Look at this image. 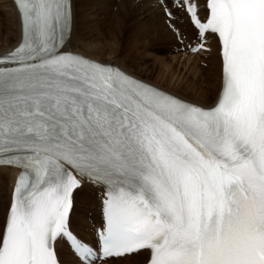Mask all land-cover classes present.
I'll return each mask as SVG.
<instances>
[{
	"label": "snow or ice",
	"instance_id": "snow-or-ice-1",
	"mask_svg": "<svg viewBox=\"0 0 264 264\" xmlns=\"http://www.w3.org/2000/svg\"><path fill=\"white\" fill-rule=\"evenodd\" d=\"M0 54V264H264V0H158L195 54L216 44L220 88L201 105L75 50L77 0H13ZM169 3L171 7H169ZM95 192V244L73 229Z\"/></svg>",
	"mask_w": 264,
	"mask_h": 264
},
{
	"label": "bare ground",
	"instance_id": "bare-ground-1",
	"mask_svg": "<svg viewBox=\"0 0 264 264\" xmlns=\"http://www.w3.org/2000/svg\"><path fill=\"white\" fill-rule=\"evenodd\" d=\"M113 2L115 3V1H113ZM113 2L111 0H77V11L79 14V26L77 27V31H76V34H75V37L73 40V42L75 44V50L81 51L87 55L101 59L105 62L113 61V62L119 63L120 65L127 68L129 71L140 76V74H142V72L146 71L145 68L149 69V67H151V65L149 66V63L137 59V62L135 63V65H133V66L131 65V67H130V65L127 62L128 60H126V58H123V59L120 58V55L124 51H127L129 49L128 47H127V50H126V48H124L123 41H125L128 37L130 38V36L132 35V32H134V34L138 35L139 43H140V41H142V39H145V38L148 39V42L147 41L144 42V45H146V46L147 45L149 46V44L152 43L153 41L154 42L152 44H158V45L160 44L161 45L164 43L166 38H168V40H170V41H173L177 38L171 30L162 31L163 27L161 25H157L161 21L159 23H153L152 24L148 20H145L143 16H141L144 13H147L148 15L151 16L156 11H158L159 8L161 9V6L158 3V0H129L130 6L133 8L131 14H129L130 16L127 15L126 11H125V13L121 12V11H120L121 13H118V12H116L114 14H112V12L110 13L109 9L112 8L111 4ZM125 4H126V0H120L118 3V6L123 5L122 7H124V9H126L127 6H125ZM96 5H98V7H100V13L105 14L104 17L98 16L99 14L97 15L99 18L96 16V12H95V10L97 8ZM162 14H164V13H162ZM11 20H12V23L15 24L14 27H12V25H11L12 23H10ZM127 20L132 21L131 25H127ZM164 24H165V22H164ZM179 26L181 27V31L183 33L186 32V33H189L190 35L192 34L191 30L188 29L187 26H185L183 24H181ZM99 33H100V39L101 38H109V39H113L116 41L115 46L111 45V47H109V52H107L106 51L107 49H105L100 44L93 45V42H92L93 41V39H92L93 35L99 34ZM5 34H6V36L4 38ZM20 36H21L20 20H19L18 14L16 12L13 0H2V1H0V40H2V42L0 44V53L12 49L17 44V42L19 41ZM87 39H89L90 41H86ZM168 40H166V41H168ZM135 42H137V40ZM103 43H104V41H103ZM106 44H108V42ZM111 44H113V43H111ZM136 45H134V47ZM127 46H128V44H127ZM211 47L213 49V51H212L213 59L212 60L215 63L214 71L216 69L215 77L213 78V83L211 84V86L209 88H207V90L200 91L196 95L197 96L196 99H193V101H197V102L204 103L207 105H210L215 101V99L218 95L219 88H220V70H219L218 58L216 56V47L217 46H216L214 41L211 42ZM135 53H136V51H135ZM191 53L187 57V58H189L188 63L189 64L191 63L190 65H193L194 68H196L199 65V62L195 61L196 57H198L197 56L198 54H191ZM106 55H108V57ZM112 55H114V56H112ZM126 56L133 57L134 59H136L134 57L135 55L133 52H129ZM133 58H132V60H133ZM133 62L134 61H132V63ZM146 80H148V79H146ZM183 85H185V84H183ZM183 85H179V86L182 87ZM190 89L193 91H197V88L193 87V86ZM0 176H1L0 180L2 178H5V179L9 178L10 180H12V174L11 173H4ZM1 182L2 181H0V186L2 185V183H4V182H2V183ZM92 195L93 194H91V190H90L86 194H82L79 199H83L84 202L83 201L82 202L88 204V202H92L94 200ZM95 205H96V203H95ZM78 209L79 208H76V211L74 213L73 223H74V220L77 221V217L79 215L78 211H77ZM80 211L82 212V210H80ZM81 216H83V215H81ZM95 217H97V216H95ZM84 218H86V217H84ZM83 223H81V225ZM74 225H75V223H74ZM84 225H85V223H84ZM84 227H86V225ZM83 229H85V228H83ZM88 237H91V235H89ZM59 250H60L61 258L64 261V264H72L71 263V261L73 259L72 254H71L70 250L65 246L64 243L59 244ZM146 255L148 256V252H143L142 254H140L138 256L129 257L128 259H125V260H120V261L116 262V264H134L136 262H139V260H142L143 258H145Z\"/></svg>",
	"mask_w": 264,
	"mask_h": 264
},
{
	"label": "rangeland",
	"instance_id": "rangeland-1",
	"mask_svg": "<svg viewBox=\"0 0 264 264\" xmlns=\"http://www.w3.org/2000/svg\"><path fill=\"white\" fill-rule=\"evenodd\" d=\"M111 1L112 2L115 1V3L113 2L114 4L113 3L111 4L112 8L109 9L110 13L111 12H112V14H114L116 12H118V13L124 12L125 13V11H126L127 15L131 14L133 8L130 6L129 0H126V4H125V6H127L126 9H124V7H122L123 5L118 6V3L120 0H111ZM96 6H97V8L95 10L96 16L99 14L98 16L104 17L105 14L100 13V7H98V5H96ZM162 13H164L163 7H161V9L159 8L158 11H156L151 16L148 15L147 13H144L141 16H143L145 20H148L152 24L153 23H159L161 21L157 25H161L163 27L162 31L170 30L168 28L167 23H166V18L164 16L165 13L164 14H162ZM131 22L132 21L127 20V25H131ZM164 22H165V24H164ZM10 23H12V20ZM11 25H12V27H14L15 24L12 23ZM78 26H79V24H78ZM5 36H6V34L4 35V38H5ZM92 39H93V41H92L93 45L100 44L105 49H107L106 50L107 52H109V47H111V45L115 46V42H116L115 40L109 39V38H101L100 39V33L94 34ZM136 40L138 43L135 42ZM166 40H168V38H166ZM166 40L161 45L160 44L159 45L158 44H152L154 42L153 41L152 43L149 44V46L148 45L146 46V45H144V42H146V41L148 42V39H146V38L142 39V41H140V43H139L138 35L134 34V32H132V35L130 36V38L128 37L125 41H123L124 48H126V50H127V47H128L129 49L127 51H124L125 53L123 52L120 55V58H122V59L126 58V60H128L127 62L130 65V67H131V65L132 66L135 65V63L137 62V59L149 63V66L151 65V67H149V69L145 68L146 71L142 72V74H140L141 77L148 79L154 83H157L158 85H160L164 88H167V89H170L176 93H179L181 96H184L188 99H191V100L196 99V97H197L196 95L200 91L207 90V88H209L211 86V84L213 83V78L215 77V72H216V69L214 71L215 63L212 60L213 56L207 55V54L197 55L198 57H196L195 61H198L199 65H198V67H196L197 68L196 69V68H194L193 65H190L191 63L190 64L188 63L189 58H187V57L189 56L190 53H188L187 51H185L181 48V46H180L181 43L177 39H175L173 41H170V40L166 41ZM86 41H90V40L87 39ZM103 41H104V43H103ZM1 42H2V40H0V44H1ZM107 42H108V44H106ZM111 43H113V44H111ZM127 44H128V46H127ZM134 45H136V46L134 47ZM135 51H136V53H135ZM129 52H133L135 55L134 57L136 59H134L133 57L126 56ZM191 54H195V53H191ZM106 56L108 57V55H106ZM112 56H114V55H112ZM132 58H133V60H132ZM132 61H134V62L132 63ZM183 84H185V85H183ZM179 85H183V86L180 87ZM192 86L196 87L197 91L191 90L190 88ZM0 178H1V176H0ZM7 180L8 179L2 178L0 181L6 183ZM4 183H2V185H1L2 187L0 186L1 187L0 188V194H2L3 198H7L8 186L7 185L3 186ZM91 194H93L92 191H91ZM92 196H93L94 200L92 202H88V204L83 203L84 202L83 199H78V201H77L76 208H79L80 210H82V212L79 209L77 210L79 215L77 217V221L74 220V223H75V226L77 225L76 228L79 230V232H81V234L84 236H89V235L92 236L91 232L87 229V225H89V223H87V220L84 217L89 216V210H92L94 212V214L92 215L93 218L98 215L97 214L98 211L95 209L96 208V205H95L96 199H95L94 195H92ZM81 215H83V216H81ZM95 218H97V217H95ZM95 218L93 220H95ZM83 222L85 223L86 227H84L85 225ZM81 223H83V224L81 225ZM83 228H85L86 230ZM146 258H147V255L145 256V258H143L142 260H139V262H136L134 264H142Z\"/></svg>",
	"mask_w": 264,
	"mask_h": 264
}]
</instances>
